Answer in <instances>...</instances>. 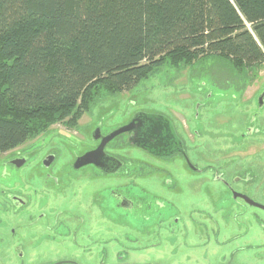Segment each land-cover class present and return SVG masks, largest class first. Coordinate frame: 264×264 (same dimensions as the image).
<instances>
[{
    "label": "flooded vegetation",
    "instance_id": "flooded-vegetation-1",
    "mask_svg": "<svg viewBox=\"0 0 264 264\" xmlns=\"http://www.w3.org/2000/svg\"><path fill=\"white\" fill-rule=\"evenodd\" d=\"M247 82H243L244 87ZM208 95L209 92L204 97ZM258 101L246 127L239 123L234 126L232 133L243 128L242 133L234 137L235 142L259 135L256 117L264 107V97ZM112 113L101 108L89 125L76 130L84 139H74L85 141V136H89V144L82 148L77 145L79 152L73 155L69 152V160H59L60 155H65L63 146L71 143L70 137L60 133L44 134L31 147L19 146L2 154L6 156L0 162V264H165L164 258L152 261L148 258L145 263H138L133 257L141 250L148 254L160 249L163 242H170L174 253L181 252L182 246L190 250L193 245H231L246 236L236 227L245 229L248 224L259 227L264 236V220L257 214H264L260 192L264 177V137L258 142L262 144L258 151L256 142L244 148L228 144L218 148L217 155L221 159L230 158L231 162L218 167L209 163L201 167L202 162L195 154L199 150L196 140L203 137L196 130L198 125L193 130L183 127V135L171 120L159 114L139 109L126 112V119L117 122L111 117ZM192 115V121L195 118L201 123L197 110ZM123 127L128 129L108 140ZM123 146L145 155L136 162L128 161L118 153ZM200 150L210 159L206 151ZM251 150L255 151L250 153ZM90 153H96V160L79 161ZM241 154L246 155L241 157ZM250 158L261 159V162L246 161ZM175 163L193 174L212 170L214 176L210 180L223 191V201L241 207L240 212L226 211L221 216L224 234L210 214L196 217L203 218L207 225L192 217L188 219L189 226L185 225L178 211L167 204L171 200L167 202L141 185L142 181L155 176L158 185L162 182V187L168 191H177L176 178L170 172L174 170L167 166ZM113 177L125 182L106 186L103 192L84 193L83 189H91L87 186L89 182ZM248 184H252L248 191L239 190L240 185ZM245 213L250 216H243ZM220 236L225 239L218 241ZM194 239L199 242L195 243ZM236 251H255L258 264H264V243L244 245ZM231 254L223 264H248L246 259L241 261L235 251ZM188 256L183 259L198 264V259Z\"/></svg>",
    "mask_w": 264,
    "mask_h": 264
},
{
    "label": "trees",
    "instance_id": "trees-1",
    "mask_svg": "<svg viewBox=\"0 0 264 264\" xmlns=\"http://www.w3.org/2000/svg\"><path fill=\"white\" fill-rule=\"evenodd\" d=\"M204 58L264 66V0H0V154L94 87L130 91L166 60Z\"/></svg>",
    "mask_w": 264,
    "mask_h": 264
},
{
    "label": "rangeland",
    "instance_id": "rangeland-1",
    "mask_svg": "<svg viewBox=\"0 0 264 264\" xmlns=\"http://www.w3.org/2000/svg\"><path fill=\"white\" fill-rule=\"evenodd\" d=\"M177 62L178 61L173 59L166 60L160 67L147 74L146 77L130 91L110 93L102 88V86L94 87L92 89L94 90L92 98H89V102H87L86 106H81L78 110V114L75 111L67 119L52 122L46 125L45 128H40V131L38 130L19 148H28L35 145L39 141L38 139L44 134L60 133L70 137L71 143L63 146L65 155H60L59 160H69L70 158H67L69 152L73 155V153L79 152L78 146L82 148V145L87 146V144H89V136H85V141H81L84 137L76 130L89 125L101 108L108 111L112 110L113 113L111 117L115 118L117 122L126 119V117L124 118L126 112L130 113L138 111L139 109L147 113L159 114L171 120L176 130L181 134H183L181 132L183 127L187 126V128L193 130L196 125H198V129L196 130H198L203 137H199L196 140L199 150H197L195 154L199 157V162H202L201 167L208 163L218 167L223 163L232 161L230 158H219L217 152L221 149L220 147L225 148L228 144H231V146L244 148L250 143L263 141L264 107L256 117V128L260 130L259 135H252L248 138V141L240 138L236 142L234 137H238V135L242 133L241 130L249 123L247 122L250 120L249 116H251L255 107H257L256 104L258 105L259 103L258 100L260 95L264 91V66L259 68L257 72H244L245 74H242L233 71L228 62L218 58H204L192 63L180 62V64H178ZM243 82H247L245 87V83ZM199 88L203 90H199ZM207 92L210 93V96L204 97ZM195 103L197 104L194 106ZM197 105H200L199 111ZM194 110L199 112L202 118L201 123L195 118L192 121L191 118L193 117L192 114ZM237 123L241 124L243 128L236 133H232ZM74 138L81 140H76ZM74 140H76L77 143H75ZM259 144L260 143L256 144L257 151L260 150L262 146V144ZM200 149L206 151L210 159H206L204 153ZM254 151L255 150H251L250 153ZM118 153L120 156L132 162H136L145 155L136 149L124 146L118 149ZM244 155L246 154H241L240 156L244 157ZM256 155L259 156V152H257ZM5 156L6 155L0 154V162ZM241 161L244 160L242 159ZM246 161L257 163L261 162V159L250 158ZM167 166L174 170L170 172L176 178L175 186H177V191H168L166 188L162 187V182L158 185V180L155 179V176L151 177L149 180L142 181L141 185L156 192V195L167 199V202L171 200V202L167 204H171L172 207L178 211L179 217L183 219L182 221L185 225L189 226V217L199 221L202 225H207L203 218L197 219L196 217H204L206 214H210L216 218L215 221L218 222L220 231L224 234L225 228L223 227L221 216L224 215L226 211L235 210L240 212L241 207L223 201V191L216 182L213 183V181L210 180V178L214 176L213 171L204 169L202 174H193L189 173L182 165H177L176 163ZM166 177L167 176H164L165 179ZM124 182V179L120 181V178L114 177L102 181H92L87 185L91 189H83V191L85 194H90L92 191L103 192L106 186H116ZM251 186L252 184H248L247 186L240 185L239 190L245 192L248 191ZM260 192L262 193V202H264V177L260 185ZM200 211L201 213H199ZM257 214L264 220V214L259 212H257ZM243 216H250V213H245ZM243 216L241 217L242 221ZM206 221L209 222L208 219H206ZM211 224L213 225V222ZM205 227L207 229V226ZM258 228L259 227L256 225L250 224H248L245 229L243 227H236L238 231L244 232L246 236L236 243L227 246H221L220 244H218L219 246L212 244L206 247L193 245L190 250L189 247L182 246L181 252L175 251L174 253L173 245H171L170 242H163L160 249L149 252L148 254L147 251L141 250L139 251L140 254H135L133 258L134 261L138 260V263H145L148 258L151 261L164 258L165 264H193L187 262V258L183 259L189 254L188 257L192 256L198 259V264H223L224 261L227 262L230 259L231 253L235 251L237 257L241 261L246 259L248 264H258L257 261L259 258L257 253L254 256L255 251H251L250 253L236 251L244 245L264 243V236ZM221 236L218 241L225 239ZM194 242L197 243L199 241L194 239ZM205 249H208V251L205 252ZM142 259L144 262L139 261Z\"/></svg>",
    "mask_w": 264,
    "mask_h": 264
},
{
    "label": "water",
    "instance_id": "water-1",
    "mask_svg": "<svg viewBox=\"0 0 264 264\" xmlns=\"http://www.w3.org/2000/svg\"><path fill=\"white\" fill-rule=\"evenodd\" d=\"M264 97V92L260 95V98L259 99H262ZM131 126V125H130ZM126 129H128V127H123V128H120L115 134H113L108 140H111L112 138L122 134L123 132L126 131ZM102 147H103V144L100 146V149L99 151L102 150ZM92 157V158H91ZM91 158V159H90ZM96 160V153H90V154H86L84 155L83 157H81V159L79 160L80 162H85V163H88L90 160L93 161V160Z\"/></svg>",
    "mask_w": 264,
    "mask_h": 264
}]
</instances>
